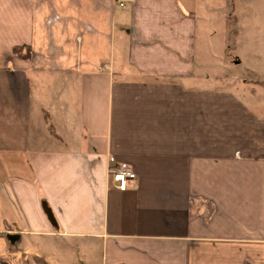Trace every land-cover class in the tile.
Here are the masks:
<instances>
[{
	"label": "crops",
	"instance_id": "1",
	"mask_svg": "<svg viewBox=\"0 0 264 264\" xmlns=\"http://www.w3.org/2000/svg\"><path fill=\"white\" fill-rule=\"evenodd\" d=\"M197 19L0 0V264H264V80L218 83Z\"/></svg>",
	"mask_w": 264,
	"mask_h": 264
},
{
	"label": "rangeland",
	"instance_id": "2",
	"mask_svg": "<svg viewBox=\"0 0 264 264\" xmlns=\"http://www.w3.org/2000/svg\"><path fill=\"white\" fill-rule=\"evenodd\" d=\"M182 3L196 12L199 27L207 23L212 30L207 38L215 53L227 48V55L218 57L212 69L218 83L240 77L264 80V0H182ZM236 59L243 63H235ZM247 65L253 68L247 70Z\"/></svg>",
	"mask_w": 264,
	"mask_h": 264
},
{
	"label": "built area",
	"instance_id": "3",
	"mask_svg": "<svg viewBox=\"0 0 264 264\" xmlns=\"http://www.w3.org/2000/svg\"><path fill=\"white\" fill-rule=\"evenodd\" d=\"M126 1L127 0H118L121 6H124ZM110 161V174L113 182L119 190H127L129 182L134 181L137 178L135 169L130 163L118 162L114 156H111Z\"/></svg>",
	"mask_w": 264,
	"mask_h": 264
},
{
	"label": "trees",
	"instance_id": "4",
	"mask_svg": "<svg viewBox=\"0 0 264 264\" xmlns=\"http://www.w3.org/2000/svg\"><path fill=\"white\" fill-rule=\"evenodd\" d=\"M15 52H16L17 54H19V55H20L21 57H23V58H27V57H29V55H30V50H29V49L26 50L25 53H22V50H20L19 47H16V48H15Z\"/></svg>",
	"mask_w": 264,
	"mask_h": 264
}]
</instances>
